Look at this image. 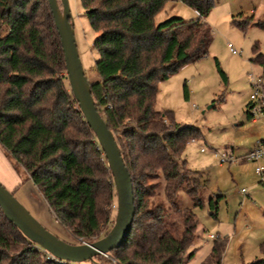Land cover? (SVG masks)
I'll use <instances>...</instances> for the list:
<instances>
[{
  "label": "trees",
  "instance_id": "1",
  "mask_svg": "<svg viewBox=\"0 0 264 264\" xmlns=\"http://www.w3.org/2000/svg\"><path fill=\"white\" fill-rule=\"evenodd\" d=\"M80 1L97 34V79L87 81L130 175L132 225L118 248L73 263L47 259L0 210V264H184L194 255L198 220L193 209L177 205V193L182 188L194 207H203L208 179L183 158L198 130L155 105L161 82L208 55L213 36L205 19L216 0H177L196 17L159 24L155 17L173 0ZM232 24L245 30L249 23L233 17ZM256 25L264 30V22ZM252 61L264 66L261 54ZM215 66L226 86L217 60ZM0 148L20 185L32 183L59 228L79 243L100 238L110 219L113 179L69 89L47 0H0ZM221 197L209 198L210 216L216 217ZM224 247L215 242L199 264H221ZM259 249L261 258L250 264H264V241Z\"/></svg>",
  "mask_w": 264,
  "mask_h": 264
},
{
  "label": "rangeland",
  "instance_id": "2",
  "mask_svg": "<svg viewBox=\"0 0 264 264\" xmlns=\"http://www.w3.org/2000/svg\"><path fill=\"white\" fill-rule=\"evenodd\" d=\"M57 3L61 8L60 0ZM67 4L85 77L88 81H95L97 74L94 62L98 56L92 44L97 34L90 27L81 1L67 0ZM173 16L187 21L194 19L196 13L173 0L166 4L155 23L159 24ZM233 17L240 21L247 20L249 24L246 29L234 26ZM205 20L213 36L208 55L182 67L178 73L161 82L155 108L172 112L176 123L198 130L197 136L192 138L196 142H190L191 139L187 143L183 158L190 170L201 172L208 179L206 188L201 192L203 207H194L193 201L182 188L177 193V205L193 209L198 220L196 240L193 242L198 250L184 264L203 262L214 243L221 241L225 243L221 264H250L261 258L259 245L264 241V174H255V168H264V158L258 161L237 159L252 150L257 142L264 140L263 114L254 116L259 122L256 125L246 114V105L252 94L250 79L264 75V66L252 61L258 54L264 56V30L256 25L264 22V0H216ZM228 44L232 45L235 54L231 53ZM255 45L257 50L254 49ZM215 60L227 77L226 86L217 72ZM1 152L0 160L9 166ZM222 156L227 158L226 162L220 161ZM230 157L237 161L230 162ZM32 187L28 181L22 183V190L29 192L36 208L49 216L44 202ZM213 195H222L216 217L210 216L207 207ZM110 211L109 222L103 226L100 238L114 224L115 194ZM37 220L67 243H79V240L56 225L43 222L40 218ZM209 235L214 239H208ZM192 246L189 250L193 249Z\"/></svg>",
  "mask_w": 264,
  "mask_h": 264
},
{
  "label": "water",
  "instance_id": "3",
  "mask_svg": "<svg viewBox=\"0 0 264 264\" xmlns=\"http://www.w3.org/2000/svg\"><path fill=\"white\" fill-rule=\"evenodd\" d=\"M47 2L59 36L69 89L85 121L96 136L111 172L116 195L114 224L104 237L94 242L67 243L47 230L1 183L0 210L8 222L54 259L82 263L92 260L97 255L108 254L125 240L134 217L133 189L115 139L98 113L91 96L78 56L67 0H60L61 8L57 0Z\"/></svg>",
  "mask_w": 264,
  "mask_h": 264
},
{
  "label": "built area",
  "instance_id": "4",
  "mask_svg": "<svg viewBox=\"0 0 264 264\" xmlns=\"http://www.w3.org/2000/svg\"><path fill=\"white\" fill-rule=\"evenodd\" d=\"M228 48L231 51V53L235 54L236 51L233 49L231 44H228ZM250 86L252 88V94L250 95V104L251 107L249 109L250 114L252 115V118L254 119V116H257L259 114H264V75L260 77H252L250 79ZM190 142H196L194 139H192ZM201 151H204L201 149ZM264 158V140H260L256 143L254 148L250 150L248 153H246L241 159L237 160H243V161H258L260 159ZM227 158L222 156L220 158L221 162H226ZM230 162L237 161L236 159L229 158ZM255 172L258 175L264 174V168L263 167H257L255 168ZM208 239H214L212 235L208 236ZM48 254V253H47ZM49 255V254H48ZM48 258L54 259L52 256L49 255Z\"/></svg>",
  "mask_w": 264,
  "mask_h": 264
},
{
  "label": "crops",
  "instance_id": "5",
  "mask_svg": "<svg viewBox=\"0 0 264 264\" xmlns=\"http://www.w3.org/2000/svg\"><path fill=\"white\" fill-rule=\"evenodd\" d=\"M161 13V12H160ZM159 13V14H160ZM157 14V16L159 15ZM156 16V17H157ZM155 17V19H156ZM264 57V56H263ZM250 104V102L247 103V105ZM246 105V108H247ZM263 118H264V114H263ZM252 121V124H259L258 120L255 119H250ZM261 133V132H260ZM260 135V134H259ZM259 138H263V137H259ZM263 140V139H262ZM0 153L1 150H0ZM243 161V160H241ZM9 165V164H8ZM255 174H257L255 172ZM258 175V174H257ZM0 183L8 190V191H12L14 193V196L16 194V199L26 208L28 209V207L32 210L33 212V216L37 219L40 218L43 222L48 221L50 224H54L58 227V225L51 219V217L46 216L44 211L41 209H37L35 203L32 200V196L29 195V192H25L22 190V185H20V178L17 177V175L15 174V172L12 170L11 166H6L3 164V162L0 160ZM28 183H30V185L32 184L31 182L28 181ZM34 187V186H33ZM32 187V188H33ZM35 189V187L33 188ZM36 190V189H35ZM34 190V191H35ZM39 195V194H38ZM40 196V195H39ZM42 199V198H41ZM43 201V200H42ZM28 206V207H27ZM29 210V209H28ZM48 219V220H47ZM46 225V223H44ZM61 229V228H60ZM52 233V232H51ZM54 235H56L57 237H59V235H57V233H53ZM60 238V237H59ZM196 240V239H195ZM194 240V241H195ZM194 245V244H193ZM194 255L196 254L198 248H196V246H192ZM210 254V253H209ZM193 255V256H194ZM207 258V257H206Z\"/></svg>",
  "mask_w": 264,
  "mask_h": 264
}]
</instances>
